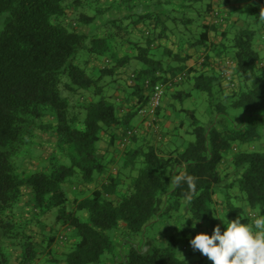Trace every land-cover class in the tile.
<instances>
[{
    "label": "trees",
    "instance_id": "1",
    "mask_svg": "<svg viewBox=\"0 0 264 264\" xmlns=\"http://www.w3.org/2000/svg\"><path fill=\"white\" fill-rule=\"evenodd\" d=\"M231 1L113 0L90 15L78 7L92 0H0V13L9 15L0 32V229L4 238L24 241V264H38L44 255L40 264H99L113 251L109 231L123 225L139 234L182 200L190 220L199 219L195 229H213L221 221L223 231L213 214L246 223L264 214V146L251 145L264 127V64L255 30L240 10L222 13ZM241 1L257 19L264 0ZM114 6L132 13L109 19L97 36L80 29ZM196 48H202L201 66L187 67L189 50ZM178 74L182 79L165 86L155 109L156 128L143 114V126H134L132 119L148 110L153 83ZM186 80L208 98L225 92L229 106L241 109L243 123L228 125L233 120L222 103L215 107L224 116L207 125L180 108L192 119L194 139L178 143L182 122H172L164 110L170 98L192 96L178 88ZM37 130L56 134L68 164L52 156L41 170H19V155L36 143ZM127 130L134 132L122 142ZM181 172L196 178L194 191L186 183L171 184ZM238 194L246 207L233 203ZM25 195L27 215L18 210ZM47 218L70 231L59 236L71 240L65 249L53 246L48 234L44 250H35L34 226ZM195 235L181 225L163 245L148 247L145 240L103 264H207L190 245ZM179 242L196 259L179 257Z\"/></svg>",
    "mask_w": 264,
    "mask_h": 264
},
{
    "label": "rangeland",
    "instance_id": "2",
    "mask_svg": "<svg viewBox=\"0 0 264 264\" xmlns=\"http://www.w3.org/2000/svg\"><path fill=\"white\" fill-rule=\"evenodd\" d=\"M101 4H102V0H92L91 3L86 2L84 7H78V11L85 9L86 12H88L91 15L92 13H95L99 9ZM239 10L241 13V17L246 22V24L255 30L254 44L256 45L258 42L260 43V45L263 46V49L262 48L258 49L260 55L263 54L264 53V20H261L259 17L256 19L254 15L250 13L249 8L246 9L239 8ZM67 14H68V20L73 18L74 15L73 12L68 10ZM8 16H9L8 12L0 13V32L4 29ZM98 19L99 16L93 22L94 25L99 24ZM92 24L86 27L88 29H91L92 27L93 29ZM86 27H80V29L82 28V30H85ZM85 33L87 34L88 37L97 36L96 34L92 33V31L91 32L86 31ZM83 55L85 54H82V56ZM94 61L95 62H93L92 64L99 65V59ZM263 64H264V59H263ZM178 88L185 91H191L192 96L184 98L182 99V101L178 100L177 98H170L171 104L167 105L164 111L170 116L172 122L177 124L179 122H182V126L177 127L175 132L176 134L175 139L177 140L178 143L182 144V146H184L185 143L192 141L194 139V136L190 133V130L192 128L191 125L192 119L188 113L178 111V109L180 108L193 110L199 124L207 125L211 121H215L217 118L224 116L223 114H219L215 107L217 103H222L226 106L225 108L227 113L226 117L229 116L233 120L232 122L233 124L229 122L228 125L237 127L238 125H241L243 123L244 120L241 109L229 106L228 99L224 97L226 94L225 92L215 90L213 96L208 98L205 93H202L199 90L191 89V83L189 80L188 81L186 80L181 85H178ZM167 92L168 91L166 90V93ZM76 100L77 99L75 97H72L70 99L71 104H74ZM36 135H37L35 138L36 143H34V145L31 147H27L26 149H23V151L19 155L20 157L18 158L17 163L19 170L21 172H26V170L29 168V165L35 164L36 160H38V163L40 165V170L42 168H45L46 166L49 165V159L52 156L61 163L64 164L69 163V159L65 154L66 146L58 145L57 136L54 132H52L51 130H47L46 132L41 133L37 130ZM262 144H264V127L260 129V137L251 143V145H253L256 150L261 149ZM239 147L242 148L243 145L239 144ZM37 158H40V160ZM66 190L67 192H69V196L72 198L74 195L73 185L71 184L67 185ZM227 192L231 193L228 190ZM232 200L234 204L246 207L245 201L243 200L242 196H240L239 194L237 195V197H233ZM184 203L186 202L182 200L180 206L169 207V209L162 214L161 218H159L156 222L152 223L151 225H148L144 229V231L139 234H132L127 232L124 229L123 225L109 231V234L113 241V251L109 254H104L101 257V262L99 264H103V260L105 259H109V261H111L114 258L122 257L125 253H127V251L131 246L133 245L138 246L142 244V242L145 240H149L148 247H151L155 245L157 246L163 245V243L166 241L167 236L174 235L177 237L179 235L180 226L181 225L183 226V221L190 216L189 210L187 209ZM18 210L22 211V208L20 209L19 206ZM45 222L46 223L42 222L41 224L34 226L32 239L34 241L33 245L35 250H37L38 252L44 250V247L47 245L48 234H50L54 238V241L52 243L53 246L58 245V250L65 249L66 246H68L67 243L68 242L71 243V240L66 241L65 239H62L60 241L59 236L65 235L69 237L70 231L60 227L59 225H56L55 223L52 222L50 218H47ZM45 224L47 225L43 227ZM192 224L193 221H191L190 218H187L184 226H188L193 231L198 232L196 231L195 228L192 227ZM22 242L24 241H22L21 239L4 238L2 231L0 229V261L4 260L7 262V264H24L22 260L24 259L23 254L26 250V247L24 244H22ZM176 254L182 258L186 256L188 257V260L196 259L195 256H189L188 249H186L185 246L180 242L177 245ZM40 256L41 254L38 253V257ZM200 256L204 259V261L207 264H211V261H209L208 258L203 257L202 254H200ZM44 257H46V255H44Z\"/></svg>",
    "mask_w": 264,
    "mask_h": 264
},
{
    "label": "clouds",
    "instance_id": "3",
    "mask_svg": "<svg viewBox=\"0 0 264 264\" xmlns=\"http://www.w3.org/2000/svg\"><path fill=\"white\" fill-rule=\"evenodd\" d=\"M259 18L264 20V8H261ZM195 181L194 176L185 172L172 176L170 180L174 187L186 183L193 191L196 187ZM213 216L221 219L226 227L222 231L221 226L216 225L211 235H195L190 240L193 250H198L206 256L211 264H264V214L256 215L247 223L239 219H225L215 214ZM198 222L199 219L193 222L192 227L195 228Z\"/></svg>",
    "mask_w": 264,
    "mask_h": 264
},
{
    "label": "crops",
    "instance_id": "4",
    "mask_svg": "<svg viewBox=\"0 0 264 264\" xmlns=\"http://www.w3.org/2000/svg\"><path fill=\"white\" fill-rule=\"evenodd\" d=\"M103 1H104V3H103ZM113 0H102V6H103V8H105V7H107L111 2H112ZM216 1V0H215ZM212 2H214V0H212ZM241 7H243V2L241 1V0H232L230 3H229V5L228 6H226L225 8H224V11H222V13H226L227 11H230V10H234L235 11V14H237V10L239 9V8H241ZM129 14V13H132V11H129V10H127V9H124V8H122V7H114V8H111V9H109L107 12H105L104 14H102L101 16H99V19H98V21H99V24H95L94 25V23L92 24V26H93V29H92V27H91V29H88L87 27H86V29L85 30H82V28H81V30L82 31H84V32H86V31H88V32H91L92 31V33H94V34H96V35H100V34H102L103 32H104V29H105V23L109 20V19H112V18H115V17H119V16H122L123 14ZM215 21H216V19H214ZM83 27H85V26H83ZM93 35V34H92ZM215 37H214V35H212V37H211V39L213 40ZM218 38L216 37V40H217ZM257 47H258V49H263V46L262 45H260V43H257ZM201 50H202V48H196V49H190L189 50V53H190V57L185 61V64H186V66L187 67H190V66H193V65H196V66H201V62H202V58H201V56H200V52H201ZM261 57H262V62H263V59H264V53L263 54H261ZM212 62H213V60H212ZM214 63V62H213ZM215 63H217V62H215ZM212 66H214V65H212ZM228 68H231V66L230 67H228ZM210 69V68H209ZM232 70V69H231ZM231 73L230 74H232V72L233 71H230ZM224 84H226V82L224 81L223 82ZM164 101H168V98H167V96H164ZM144 116L142 115V113L141 112H139V114L138 115H136L133 119H132V124L134 125V126H143V124H144ZM166 142H168V141H166ZM166 145H164L166 148L169 146V145H167L168 143H165ZM262 146H264V144H262ZM110 156H111V154H110ZM37 159H39L40 160V158H37ZM25 162V161H24ZM22 164V163H21ZM33 170H40V165H39V163H38V160H36V163L35 164H31V165H29V168L26 170V172L25 173H29V172H32ZM29 200V197L27 196V195H25V197H24V199H23V201L19 204V206H21L20 207V209L22 208V212H23V215H27V212H28V210L30 209V207L28 206V203H26L27 201ZM220 202V204H218L217 205V210L218 211H222L223 210V208H222V202L221 201H219ZM217 225H220L221 226V221L220 222H218L217 223ZM196 228V227H195ZM212 230L213 229H211V228H209V226H205L204 224L203 225H201V227L200 228H197L196 229V231H198L197 232V234H199V233H207V234H209V235H211V233H212ZM203 257H205V258H207L206 256H204V255H202ZM40 263H44V258H43V256L40 258V261H39V263L38 264H40Z\"/></svg>",
    "mask_w": 264,
    "mask_h": 264
},
{
    "label": "built area",
    "instance_id": "5",
    "mask_svg": "<svg viewBox=\"0 0 264 264\" xmlns=\"http://www.w3.org/2000/svg\"><path fill=\"white\" fill-rule=\"evenodd\" d=\"M232 62H227V64L230 66ZM232 66V65H231ZM223 76L226 77V79H229V74L225 71L223 72ZM183 77V74H178L174 76L172 79L166 81L165 83L159 81L155 82L152 85V90L150 94V100H149V107L148 110L141 112L146 118H147V124L150 126L152 129L156 128L155 125V118H154V112L155 109L159 106L161 98L163 96L165 86L166 85H171L173 83L179 82ZM149 81H146V85H149ZM134 131L133 130H127L125 135L123 136L122 142H127L129 137L132 135ZM251 216H254V214H250ZM63 238V237H61Z\"/></svg>",
    "mask_w": 264,
    "mask_h": 264
}]
</instances>
